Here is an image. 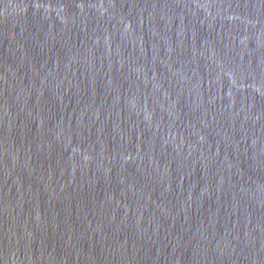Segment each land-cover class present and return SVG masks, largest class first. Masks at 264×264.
I'll list each match as a JSON object with an SVG mask.
<instances>
[{"label":"water","instance_id":"95a60500","mask_svg":"<svg viewBox=\"0 0 264 264\" xmlns=\"http://www.w3.org/2000/svg\"><path fill=\"white\" fill-rule=\"evenodd\" d=\"M0 264H264V0H0Z\"/></svg>","mask_w":264,"mask_h":264}]
</instances>
